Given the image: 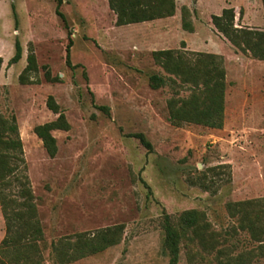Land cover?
I'll return each instance as SVG.
<instances>
[{
    "label": "rangeland",
    "instance_id": "rangeland-1",
    "mask_svg": "<svg viewBox=\"0 0 264 264\" xmlns=\"http://www.w3.org/2000/svg\"><path fill=\"white\" fill-rule=\"evenodd\" d=\"M61 1L66 25L55 13L56 0H0V113L16 119L43 233L42 264H58L56 253L71 251L66 244L79 235L116 226L122 227L116 245L69 264H168L164 224L186 210L203 213L215 242L208 250L182 240L177 264H219L221 250L242 255V264H264L263 243L228 208L258 201L264 222V61L231 44L224 49L226 39L211 23L213 15L233 9L234 27L264 32L261 0H175L172 17L126 26L116 25L107 0ZM183 7L191 33L181 27ZM15 41L22 57L9 66ZM29 47L38 73L21 84ZM168 49L223 59L221 129L170 123L167 101L189 91L178 80L151 88L152 75L172 78L152 58ZM44 66L57 82L45 81ZM49 96L70 127L52 132V158L33 132L57 118L46 107ZM5 235L0 210V244Z\"/></svg>",
    "mask_w": 264,
    "mask_h": 264
},
{
    "label": "trees",
    "instance_id": "trees-1",
    "mask_svg": "<svg viewBox=\"0 0 264 264\" xmlns=\"http://www.w3.org/2000/svg\"><path fill=\"white\" fill-rule=\"evenodd\" d=\"M264 10V0H261ZM109 9L116 16L117 26H126L151 22L172 17L175 14V0H107ZM61 0H56V15L66 25L64 15L59 11ZM14 10V6H11ZM181 27L184 31L193 32L188 21V11L181 9ZM235 13L233 9H223L221 14L213 15L211 23L214 28L237 50L247 53L253 58L264 61V32L234 27ZM72 41L66 47V63L69 62V50ZM22 57V47L15 41L13 56L8 65L17 64ZM154 62L172 78L164 79L157 75L150 77L152 89H158L176 80L189 91L186 97L175 93L167 101L168 119L174 126L183 123L203 126L210 129H221L224 120V95L226 90V72L223 59L215 54L196 53L180 50H158L152 52ZM2 59L0 58V69ZM44 69L46 82L54 83L58 77H52L47 67ZM38 73V65L34 51L28 49L26 66L19 75L21 84H29L32 75ZM46 107L57 115L54 121L35 126L34 134L41 140L49 157L57 153L53 131H68L69 124L64 112L52 96L46 100ZM136 138L150 149V144L143 135ZM26 166L23 158L22 142L14 116L9 118L0 113V210L5 221L6 235L0 244V264H42V254L38 243L43 233L37 220V211L29 180L25 174ZM258 201L238 202L229 205L232 216L240 215V228L250 232L252 238L260 243L259 250L264 251V222L262 223L255 207ZM253 216V217H252ZM122 227L106 228L92 237L86 234L78 236L75 243L67 245L57 254L58 264H69L86 256L97 254L116 245L120 241ZM215 233L197 210H186L173 221L166 219L164 224V247L169 254L168 264H177L179 244L182 240L196 242L199 246L211 250L215 242ZM66 248V249H67ZM219 264H242L244 257L228 256L224 250L217 251ZM250 254H248V257ZM218 258V257H217Z\"/></svg>",
    "mask_w": 264,
    "mask_h": 264
},
{
    "label": "crops",
    "instance_id": "crops-1",
    "mask_svg": "<svg viewBox=\"0 0 264 264\" xmlns=\"http://www.w3.org/2000/svg\"><path fill=\"white\" fill-rule=\"evenodd\" d=\"M222 44L224 45V49L228 48V46H231L230 43L226 40V43L224 41H222ZM216 54H222L224 55L221 51L217 52ZM224 59L226 60V57L224 55Z\"/></svg>",
    "mask_w": 264,
    "mask_h": 264
}]
</instances>
